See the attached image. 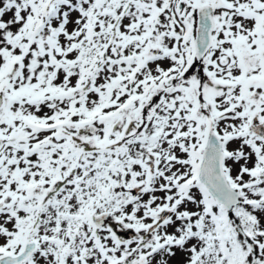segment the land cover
I'll list each match as a JSON object with an SVG mask.
<instances>
[{
  "label": "snow or ice",
  "instance_id": "6c2138e0",
  "mask_svg": "<svg viewBox=\"0 0 264 264\" xmlns=\"http://www.w3.org/2000/svg\"><path fill=\"white\" fill-rule=\"evenodd\" d=\"M0 264H264V0H0Z\"/></svg>",
  "mask_w": 264,
  "mask_h": 264
}]
</instances>
